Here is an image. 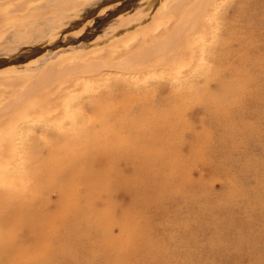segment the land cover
<instances>
[{
  "label": "rangeland",
  "instance_id": "1",
  "mask_svg": "<svg viewBox=\"0 0 264 264\" xmlns=\"http://www.w3.org/2000/svg\"><path fill=\"white\" fill-rule=\"evenodd\" d=\"M149 4L0 0V189L20 194L18 247L35 264H264V0L198 18V53L173 65L118 53L162 28L127 26ZM227 27L246 40L225 69Z\"/></svg>",
  "mask_w": 264,
  "mask_h": 264
},
{
  "label": "bare ground",
  "instance_id": "2",
  "mask_svg": "<svg viewBox=\"0 0 264 264\" xmlns=\"http://www.w3.org/2000/svg\"><path fill=\"white\" fill-rule=\"evenodd\" d=\"M149 1H150V4L145 9H142V10H140V12L135 14V16L131 19V21L127 24V26L131 27L134 25V23H138V22L143 23V24H148L149 26H151V25L156 23V20H160L162 23V28L160 30H158L157 32H148L145 35L141 36L140 39L137 40L135 47L142 48V50H144L143 52L142 51L139 52V53H141V55L140 54L136 55V53L132 52L131 50L126 51V50L121 49V52H118V53H120L121 56H125V60L128 62L134 61V60H143L145 62H149V61L153 60V58L155 57L153 55H154L155 50H157V49H160V51L165 50L166 52L167 51L169 52L167 54L166 58L163 60V62L165 64L173 65L177 62H178V64H180L182 61L184 62L185 57L189 56L192 53H198V51L196 49H195L196 52L194 51V47H193L194 38L198 37V36H196L197 33L201 34V33H203V30H206V29L208 30L209 25L207 26L206 23L210 21L209 20L210 18L208 19L209 21H207L206 23L204 21L199 22L198 18H205V17L208 18V16L214 15L213 12L214 11L217 12V10H220V7H222L223 4L225 3V0H175V3L170 5L167 11H165L164 9H160L158 12L153 11L149 14V18H147V16L145 17V11L152 9V8H155L158 5L163 6L162 0H149ZM216 12H215V14H216ZM215 16H213V17H215ZM250 18H252V17L250 16ZM250 18H249V20H251ZM211 19H212V17H211ZM238 19L241 22L243 19L246 20L247 16L243 15L241 13L238 15ZM202 20H207V19H202ZM213 22L214 21H212V24H211V30H212V25L213 24L215 25V22L214 23ZM136 26H137V24H136ZM233 28L232 27L225 28V30H223L224 31V38H221L219 36L220 38L217 39L218 44L220 43V45H221L220 51L218 53L219 59L224 60V61H220L219 65L221 63L220 66H222L225 69L229 68L225 62L226 60L231 59L233 56H236V57L241 56L238 52L243 48V40L246 37V35H244V33H242V28H240V29L237 28L236 30H234ZM211 30H210V33H211ZM214 30L216 32V29H214ZM147 31H149V30H147ZM206 31H205V33H206ZM208 32H209V30H208ZM194 34H196L195 35L196 37H193ZM210 37H211V35H210ZM201 41H202V39H201ZM233 42H237L238 46L236 48L230 47ZM204 43L206 44V42H204ZM204 48H205V45H204ZM157 54H158V51H157ZM209 54H210V51H209ZM202 56H203V54H202ZM193 70H195V69H193ZM70 73H71V70H70ZM44 80H46V79H44ZM101 80H102V77H101ZM233 80H234V77H233L232 81ZM232 81H231V83L234 85L236 81H234V82H232ZM181 85L183 86V84H181ZM239 85L240 84H238V86L236 88H239ZM225 90H227V89H225ZM30 91H32V90H30ZM30 93H32V92H30ZM14 95H16V94H14ZM148 98H150V97H148ZM126 100L132 101L131 98H127ZM116 115H119V113H114V116H116ZM63 139L66 140V139H68V137L63 136ZM108 149L109 148H105L104 151L109 154V151H106ZM95 153H96V155L92 154L93 158H94V156L98 157V155L100 154V153H98L97 150H95ZM87 182L89 183V189L93 190L95 186L94 185L90 186V184L92 183L91 180L86 179V183ZM19 198H20V194L16 191H9V192L6 191L5 192L2 189H0V264H35L33 259H27L26 255H25L26 252L25 251L22 252V250L18 247V243H19L18 231H19L20 226L22 225V222H21L22 208H21V205L19 203ZM76 216H77L76 212L72 213L71 219H75ZM8 220L13 225L12 229H9L7 226ZM59 220H60L59 225L61 227L64 226V227L68 228L71 220L69 221V215H68L67 211L62 214V216L60 217Z\"/></svg>",
  "mask_w": 264,
  "mask_h": 264
}]
</instances>
